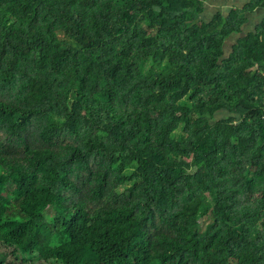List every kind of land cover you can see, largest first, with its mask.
I'll return each mask as SVG.
<instances>
[{
  "label": "trees",
  "instance_id": "obj_1",
  "mask_svg": "<svg viewBox=\"0 0 264 264\" xmlns=\"http://www.w3.org/2000/svg\"><path fill=\"white\" fill-rule=\"evenodd\" d=\"M209 1L0 0V264H264V0Z\"/></svg>",
  "mask_w": 264,
  "mask_h": 264
},
{
  "label": "crops",
  "instance_id": "obj_2",
  "mask_svg": "<svg viewBox=\"0 0 264 264\" xmlns=\"http://www.w3.org/2000/svg\"><path fill=\"white\" fill-rule=\"evenodd\" d=\"M227 1L229 4L228 11L235 9V8H237V9H244L245 8L246 10H248L247 5L250 2V0H227ZM263 21H264V8H255L252 11H248L245 14V22L241 28V33L239 35H235V37L239 38V39L235 43H233L232 45L237 44L238 41L242 40L247 35L254 33L256 31V29L262 24ZM235 37H233V38H235ZM229 40H230V38H229ZM232 45L229 46V49H228L229 51L227 50V53L225 52V55H228ZM224 47H225V45H224ZM253 69H257V65H255L253 67Z\"/></svg>",
  "mask_w": 264,
  "mask_h": 264
},
{
  "label": "rangeland",
  "instance_id": "obj_3",
  "mask_svg": "<svg viewBox=\"0 0 264 264\" xmlns=\"http://www.w3.org/2000/svg\"><path fill=\"white\" fill-rule=\"evenodd\" d=\"M228 9H229V4H228V1L227 0H211L207 3H205L204 5V10L203 12L200 14V19L202 21H207L211 15H213L215 12H222V13H226L228 12ZM235 36H232V38H230V40L227 41V43L225 44V47H224V51L227 53V50L229 49V46L232 45L233 43H235L239 38H233ZM193 39V36L191 35L189 37V42H191ZM229 51V50H228ZM156 61L157 62H161L162 61V57L160 56H156ZM160 110L163 109V107L161 105H158L157 106ZM183 111V107H177L175 109V113L180 115ZM215 117L216 118H223L227 115H229V112L226 111V110H219L217 111L215 114ZM162 120H165V117L162 116Z\"/></svg>",
  "mask_w": 264,
  "mask_h": 264
}]
</instances>
